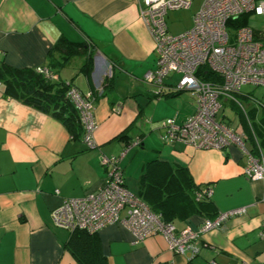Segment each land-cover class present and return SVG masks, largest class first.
<instances>
[{
	"label": "crops",
	"instance_id": "obj_1",
	"mask_svg": "<svg viewBox=\"0 0 264 264\" xmlns=\"http://www.w3.org/2000/svg\"><path fill=\"white\" fill-rule=\"evenodd\" d=\"M58 43L81 44L92 57L88 72L81 54L53 70L58 81L93 97L95 146L71 139L50 114L4 95L0 81V264H77L65 247L71 232L56 226L50 213L64 198L82 197L104 185L102 155H119L136 140L137 147L125 151L119 165L126 188L142 193L145 203L175 195L177 186L171 183L182 171L197 187L210 189L206 201L216 215L239 207L245 213L202 233L199 252L191 259L171 251L159 233L134 243L129 229L110 224L95 234L108 264L264 263V205L259 201L264 184L244 175L247 156L233 143L197 149L161 139L162 121L174 117L180 124L194 105L189 95L185 99L169 88L156 96L143 80L155 68L156 51L135 1L0 0V64L46 66L50 55L62 53L55 49ZM173 78L178 75L166 79L168 87ZM234 129L243 132L241 126ZM181 204L172 205L175 229H195L206 219Z\"/></svg>",
	"mask_w": 264,
	"mask_h": 264
},
{
	"label": "built area",
	"instance_id": "obj_2",
	"mask_svg": "<svg viewBox=\"0 0 264 264\" xmlns=\"http://www.w3.org/2000/svg\"><path fill=\"white\" fill-rule=\"evenodd\" d=\"M134 1L155 42V68L148 70L143 80L156 96L167 88L173 92L186 91L194 105L193 113L182 123H176L174 117L162 121L161 139L165 143L181 142L197 149H223L233 143L247 156L244 175L264 184V156L259 147V154L246 148L244 133L217 117L223 100L235 102L243 109L236 99L242 86L264 88V33L247 24L237 25L241 16L264 15V0H203L192 17V26L178 34L167 31L165 15L169 10L189 7L192 0ZM228 27L235 29L231 36ZM34 70L48 80L56 79L44 66ZM200 71L209 72L210 80H202L198 76ZM173 74L178 75V79L168 87L165 81ZM67 86L66 97L79 112L81 141L87 148H93V97L82 94L71 84ZM247 98L255 100L251 95ZM138 144L137 140L127 142L119 155H102L101 163L107 175L104 185L82 197L64 198L50 213L53 223L70 232L83 230L90 234L120 223L131 231L134 243L159 233L171 251L191 259L199 252L202 233L221 228L229 217L245 213L244 207L221 212L204 219L195 229L177 230L172 223L162 221L160 215L125 186L120 160L125 151ZM209 195L210 189L203 188L196 198ZM259 201L264 205V191ZM260 235L264 237V214Z\"/></svg>",
	"mask_w": 264,
	"mask_h": 264
},
{
	"label": "trees",
	"instance_id": "obj_3",
	"mask_svg": "<svg viewBox=\"0 0 264 264\" xmlns=\"http://www.w3.org/2000/svg\"><path fill=\"white\" fill-rule=\"evenodd\" d=\"M245 23L246 15L237 19V25H244ZM55 49L62 50L59 58L50 55L47 65L44 66L54 75H56L55 72L57 71L53 70V68H60L71 56L76 54H81L85 57V70L86 72L90 70L92 57L90 54H86L83 45L77 43L61 45L58 43L55 45ZM198 76L202 80H210V75L207 71H200ZM57 78L58 76L56 75V79L48 80L37 73L34 68H12L5 64H0V81L4 85V95L16 98L26 105L50 114L62 122L67 128L71 139L81 140L82 126L79 112L66 97L67 84L71 83L58 81ZM171 93L176 94L178 92L171 91ZM252 149L254 153H257V147ZM171 184L177 186L175 187V195H168L164 201L158 203H148L150 209L160 215L162 221L170 222L174 218L177 210L172 205L178 201H181L182 207L189 209L190 212L203 214L202 216L209 219L216 216V213L212 211L211 203L206 201V196H202L200 199L196 198L201 188L194 185L191 177L186 175V173L181 171V174L178 177L176 176L175 181ZM176 195L181 196V198L179 200L174 199ZM138 196L142 197V193H139ZM95 234H90L83 230L71 232L65 247L74 257L77 264H108L107 259L100 251Z\"/></svg>",
	"mask_w": 264,
	"mask_h": 264
},
{
	"label": "rangeland",
	"instance_id": "obj_4",
	"mask_svg": "<svg viewBox=\"0 0 264 264\" xmlns=\"http://www.w3.org/2000/svg\"><path fill=\"white\" fill-rule=\"evenodd\" d=\"M202 2L203 0H192L191 5L187 8L169 10L165 15L167 31L171 34H178L189 29L192 26V17ZM245 24L257 32L264 33V15L250 13L246 15ZM234 32L235 29L233 27H228L230 36ZM176 81L177 78H173L171 83L175 84ZM262 93H264V88L262 87L244 85L241 88L242 96H236L238 103L243 106V109L235 102L223 100L222 107L217 115L219 119L231 128L234 129L238 126L243 128L245 147L248 149L260 146L264 150V98H262ZM182 95L186 99L188 98L186 95L189 94L183 91ZM248 95L253 96L255 100L251 101L247 98Z\"/></svg>",
	"mask_w": 264,
	"mask_h": 264
}]
</instances>
